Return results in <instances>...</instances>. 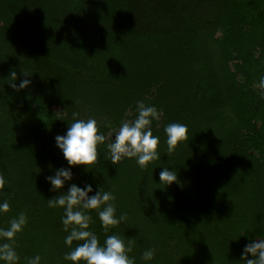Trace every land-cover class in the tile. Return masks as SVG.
Returning <instances> with one entry per match:
<instances>
[{"label":"trees","instance_id":"obj_1","mask_svg":"<svg viewBox=\"0 0 264 264\" xmlns=\"http://www.w3.org/2000/svg\"><path fill=\"white\" fill-rule=\"evenodd\" d=\"M12 71L32 83L13 89ZM261 74L264 0H0V200L10 204L0 227L25 213L17 264L35 254L73 264L63 209L47 204L57 193L44 176L65 163L53 137L88 117L107 134L136 116L137 101L157 108L159 156L144 168L134 157L113 164L98 145L94 188L112 192L126 219L105 232L89 209V227L101 242L112 233L130 242L135 264H243L240 235H264ZM173 121L188 131L169 152ZM162 167L176 181L159 183ZM82 168L73 179L91 182ZM148 248L155 255L142 260Z\"/></svg>","mask_w":264,"mask_h":264},{"label":"clouds","instance_id":"obj_2","mask_svg":"<svg viewBox=\"0 0 264 264\" xmlns=\"http://www.w3.org/2000/svg\"><path fill=\"white\" fill-rule=\"evenodd\" d=\"M15 77L9 86L13 89H23L29 86L32 81V74L22 71L19 83H15L17 74L12 71ZM258 95L264 98V74H261L255 84ZM136 116L132 119H122L118 127L111 128L106 134L98 131L97 120L94 117L87 119H73L67 123L65 131L57 133L54 137V144L62 154L64 164L55 167L50 175H45L44 180L48 184L50 192L57 193L47 198V204L51 207H62L63 215L61 223L67 232L64 243L69 245V250L63 254L65 260L73 264H135V258L129 256L131 251L130 242L125 243L118 233L106 235L101 242L89 224L92 216L89 209H95L97 217L107 232V226L117 225L125 221L126 213L116 215V208L113 201L115 197L110 191H102L98 184H95L94 168L88 166L98 161V145L104 144L108 149L110 161L115 164L122 158H135V162L141 167L157 159L159 153L157 145L160 141L158 135L153 134L151 122L158 119L159 114L155 105H146L143 101H137ZM73 117L78 114L73 112ZM188 126L180 122H170L164 126L166 144L168 151L174 150L178 141L187 137ZM108 141L105 143V141ZM83 166L84 174L91 173L92 181L76 182L73 169ZM52 169V167L50 168ZM159 183L165 186L176 181V173L169 167H162L158 173ZM6 183V177L0 173V187ZM66 186V187H65ZM10 208L8 199L0 200V213L7 212ZM26 215L23 211L10 217L7 227H0V264H17L20 256L14 247V237L26 224ZM245 237V243L240 247L239 260L243 264H264V235L258 239ZM239 237V238H240ZM238 239L232 241L239 242ZM77 243L72 246V242ZM155 255L152 248L145 249L141 253V259L148 261ZM41 257L35 254L25 257V264H40Z\"/></svg>","mask_w":264,"mask_h":264},{"label":"rangeland","instance_id":"obj_3","mask_svg":"<svg viewBox=\"0 0 264 264\" xmlns=\"http://www.w3.org/2000/svg\"><path fill=\"white\" fill-rule=\"evenodd\" d=\"M258 239V238H257Z\"/></svg>","mask_w":264,"mask_h":264}]
</instances>
